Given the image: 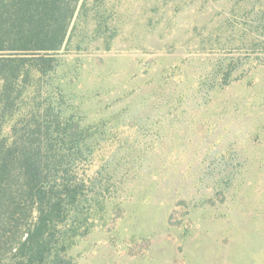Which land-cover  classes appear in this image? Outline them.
<instances>
[{
  "label": "rangeland",
  "instance_id": "374dc122",
  "mask_svg": "<svg viewBox=\"0 0 264 264\" xmlns=\"http://www.w3.org/2000/svg\"><path fill=\"white\" fill-rule=\"evenodd\" d=\"M83 2L31 89L92 132L63 255L264 264V0Z\"/></svg>",
  "mask_w": 264,
  "mask_h": 264
},
{
  "label": "trees",
  "instance_id": "16d2710c",
  "mask_svg": "<svg viewBox=\"0 0 264 264\" xmlns=\"http://www.w3.org/2000/svg\"><path fill=\"white\" fill-rule=\"evenodd\" d=\"M84 7L0 0V252H14L13 264H74L59 226L85 191L75 165L92 132L31 89L55 71Z\"/></svg>",
  "mask_w": 264,
  "mask_h": 264
}]
</instances>
